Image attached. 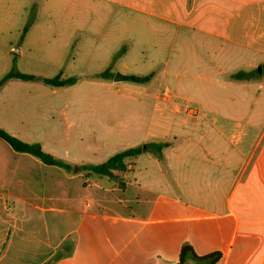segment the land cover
Wrapping results in <instances>:
<instances>
[{
  "label": "crops",
  "instance_id": "obj_1",
  "mask_svg": "<svg viewBox=\"0 0 264 264\" xmlns=\"http://www.w3.org/2000/svg\"><path fill=\"white\" fill-rule=\"evenodd\" d=\"M84 2L119 21L160 31L174 40L182 37L190 44L196 42L202 55L201 66L196 68L201 75L195 78L218 82L217 78L234 70L225 62L237 60L234 52L238 50L253 55L242 58L245 62L242 67L264 69V0ZM38 26L35 23L29 27L26 40ZM103 40V35L98 34L96 39L76 43L77 53L89 49L86 52L100 64L99 72L110 67L111 52L126 39H118L114 49ZM133 49L134 44L125 52V58ZM148 61L149 69H144L146 62L138 65V69L125 63L127 71L123 73H154L149 82L133 86L126 82L117 84L113 81L116 71L110 82H98L101 88H92L91 93L114 92L124 97L113 103L105 100L98 104L106 115L113 114L112 118L95 121L90 126L80 120L78 126L88 130L92 142H98V149H113L112 155L150 141L172 142L164 150V160L148 152L129 158L128 163L134 166L127 171L123 188L109 183L101 185V189L113 191L116 198H102L89 193L90 189L82 196L63 195L61 177L65 169L46 165L30 154L18 153L0 140V264H45L59 255L54 264H177L184 243L191 244L199 255L221 252L216 264H264V123L257 128L237 121L242 117L249 120L251 116L241 112L251 111L255 106L246 103L248 85L231 75L229 85L243 89L240 97L232 89L228 102L216 103L210 100L220 92L214 94L201 88V101H197L195 108L178 107L174 113L168 103L162 104L158 99L165 88L175 91L166 83L169 75L181 76V73L168 71L170 53L161 59L164 69L159 75L153 70L160 61L153 56ZM27 82L13 78L1 87L0 93L5 91V112L0 113V128L23 141L41 143L44 148L46 132L36 133L41 124L40 96L56 89L44 82L43 86L24 88L23 83ZM227 87L225 83L221 89L229 92ZM125 99L133 101L125 103ZM234 113H239L236 119ZM219 122L229 129L224 132L217 129V132L233 148L219 156L187 152L195 135L199 136L200 144L207 125ZM77 123L70 124L77 126ZM80 140H84L82 136ZM52 141L58 142L56 138ZM180 146H184V152L169 154ZM85 149L93 151L89 145ZM148 165H153L157 173L152 174ZM168 171L174 183L168 178ZM130 172L133 179H129ZM183 174L198 175L200 182L202 176L212 175L213 182L224 179L228 184L213 185L215 193L210 194L201 186L186 188L188 180L177 177ZM129 187L136 189L132 200L137 210L126 212ZM218 187L224 190L222 196L217 194ZM187 190H197L196 198L190 199L194 194Z\"/></svg>",
  "mask_w": 264,
  "mask_h": 264
},
{
  "label": "rangeland",
  "instance_id": "obj_2",
  "mask_svg": "<svg viewBox=\"0 0 264 264\" xmlns=\"http://www.w3.org/2000/svg\"><path fill=\"white\" fill-rule=\"evenodd\" d=\"M35 23H38L39 26L32 32L31 38L26 40L27 32L25 33L24 28ZM98 34L103 35L104 44L110 45V49L117 44L118 39H126L111 52L109 66L112 72L123 73V71H127L125 70V63L132 69H138V65H143L142 63L146 62L144 69H149L148 60L153 56L160 61L153 70L155 74L158 73L157 75H159V72L164 69V62L161 59L168 57L169 53L171 54V64L168 71L174 73L178 71L181 76L169 75L166 83L178 93L165 88L158 100L162 104L168 103L173 110L171 112L174 113L178 107L180 109L195 108L198 105L197 101H201V88H207L213 93L220 92L219 94L214 93L215 97L210 100L216 103L228 102L232 89H235V93L240 97V92L243 89L238 88L239 85H235L236 87L233 88L228 81L231 75L237 72H245L244 78L240 81L248 85L249 92L246 96V103L255 104V106L251 111L241 112L243 115H250L249 120L242 117L237 121L256 127L264 123V69L242 67L245 63L243 57H253L249 52L240 50L234 52L237 60H233L230 64L225 62L226 66L229 65L228 67L234 70L217 78L218 82H207L195 78V75H201V71L196 68L201 66L202 55L201 47L196 42L190 44L182 37L174 40L171 36L168 37L160 31L146 29L139 24L128 21H119L106 11L102 12L86 6L84 0H0V79L11 71L29 73L40 78H54L61 73L62 79H76L75 83L64 87L45 84L49 88H55L56 91L50 90L40 96L42 105L41 124L39 130L36 131L39 133L42 130L41 135L43 131L46 132L48 139L44 149L47 152L53 154L55 151L58 155L57 158L67 159L66 161L72 165V170H65L61 177L63 195L69 193L70 195L82 196L87 189H90L89 193L91 194L102 195L101 197H106L105 199H114L116 198L114 192L101 189V185L104 186V184L109 183L123 188L126 185L127 171L132 165L134 166L133 163L127 161L125 170L117 169L114 171L116 176L114 179L95 173L90 175L80 168L83 164L102 163L114 153L113 149H98V142H92L94 139L88 136V130H84V127H78L80 120L88 122L90 126L95 121L112 118L113 114L108 113L106 115L103 108L100 110L97 107L98 104L106 102L105 100L113 103L116 102L115 100L120 101L124 97L122 94H115L114 92L97 91L91 93L92 88H101L98 82H110V79L95 77L97 73H100L98 71L100 64L96 63V58L86 52L89 50L88 48L77 53L76 43L81 40L96 39ZM132 44H134V49L125 58V52ZM16 47L21 48V53L13 51ZM116 55L118 57L115 59ZM212 57L218 61L214 55ZM132 74L133 72H129L128 76ZM126 83L131 86L136 85L130 80ZM225 83L228 85L227 88L230 93L221 89ZM23 84L24 88L44 85L43 81L40 84L32 81ZM13 86L22 85L15 84ZM221 92L224 93L221 94ZM125 100V103L133 101L131 99ZM238 102L242 101L238 100ZM88 105L90 106L87 107ZM4 112L5 91L0 93V113ZM223 113L228 114L229 112ZM192 114L195 115V111ZM234 114H232L233 119H236L239 113ZM74 121H78L77 126L70 124ZM217 129L224 132L229 127H223L221 122L214 125L208 124L205 135L201 136V143L199 144V136L195 135V141L190 144L187 152L196 153L198 156L201 155V152L217 153L219 156V153L233 148L229 140L222 137ZM80 136L84 139L83 141L80 140ZM53 138H56L58 142L54 144ZM0 140L9 147L5 141ZM87 145L91 146L93 151L85 149ZM175 152H184V146L170 150L169 154L173 155ZM148 166L152 174L157 173L153 165ZM163 166L167 173L166 163ZM167 176L174 183L169 171ZM177 177L188 180L185 182L186 188L201 186L204 192L210 194L215 193L213 185L226 187L228 184L227 181L224 183V179L213 182L212 175L202 176L201 182L198 175L183 174ZM213 177L215 178V176ZM129 179H133L132 172L129 173ZM217 189V194L222 196L224 190L219 187ZM135 191V187H129L126 190V197L130 200L124 208L126 212L137 210V206L132 200V194ZM121 192L123 193L122 190ZM187 192L194 194L191 198L188 196L190 199L196 198L197 190H187ZM177 193L181 195L179 191Z\"/></svg>",
  "mask_w": 264,
  "mask_h": 264
},
{
  "label": "trees",
  "instance_id": "obj_3",
  "mask_svg": "<svg viewBox=\"0 0 264 264\" xmlns=\"http://www.w3.org/2000/svg\"><path fill=\"white\" fill-rule=\"evenodd\" d=\"M29 27L26 26L24 28L25 33L28 31ZM118 55L115 56V59ZM113 72L110 67L105 69L104 71L97 73L96 78L102 79H112ZM154 73H150L147 75H130L129 80L135 83H146L151 80ZM244 77L243 72H237L233 74L232 78L236 80H241ZM21 79L25 81L37 80L40 79L46 85L54 86V87H64L67 85H71L75 83L76 79L67 78L62 79L61 73L54 78H39L33 74L24 73L20 71H11L6 73L0 79V89L1 87L10 79ZM0 138L4 140L14 151L18 153H27L36 158H38L42 163L49 166H56L67 171L72 170V165L67 163L54 155L47 152L41 143L38 142H26L18 137L10 134L3 128H0ZM172 142L170 141H150L141 145H137L134 147L127 148L125 150L119 151L109 157L106 161L98 164H83L80 168L84 171H87L90 175L93 173L108 177L110 179H114L116 176L114 171L117 169L125 170L127 165V160L129 158L136 157L143 153H151L154 157L159 160H164V150L170 147ZM66 251V249H65ZM60 257L57 256L47 261L45 264H54L55 261ZM222 257V253L219 251L211 252L205 255H199L195 252L193 246L189 243H184L181 247L179 261L177 264H216Z\"/></svg>",
  "mask_w": 264,
  "mask_h": 264
},
{
  "label": "water",
  "instance_id": "obj_4",
  "mask_svg": "<svg viewBox=\"0 0 264 264\" xmlns=\"http://www.w3.org/2000/svg\"><path fill=\"white\" fill-rule=\"evenodd\" d=\"M13 51L15 53H21V48L20 47H16V48L13 49ZM128 80H129V76L124 74V73H121V72H117L114 75V78H113V81L116 82V83L126 82Z\"/></svg>",
  "mask_w": 264,
  "mask_h": 264
},
{
  "label": "built area",
  "instance_id": "obj_5",
  "mask_svg": "<svg viewBox=\"0 0 264 264\" xmlns=\"http://www.w3.org/2000/svg\"><path fill=\"white\" fill-rule=\"evenodd\" d=\"M189 109H191V108H189ZM192 112V111H191Z\"/></svg>",
  "mask_w": 264,
  "mask_h": 264
}]
</instances>
